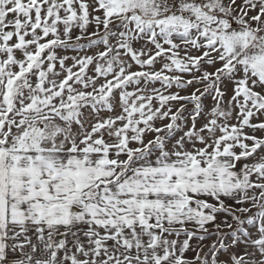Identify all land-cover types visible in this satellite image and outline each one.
<instances>
[{
  "label": "snow or ice",
  "instance_id": "obj_1",
  "mask_svg": "<svg viewBox=\"0 0 264 264\" xmlns=\"http://www.w3.org/2000/svg\"><path fill=\"white\" fill-rule=\"evenodd\" d=\"M0 264H264V0H0Z\"/></svg>",
  "mask_w": 264,
  "mask_h": 264
}]
</instances>
